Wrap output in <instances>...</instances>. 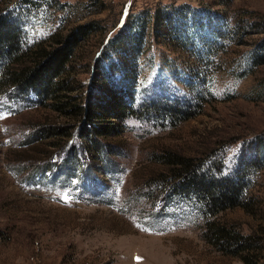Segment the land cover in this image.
Wrapping results in <instances>:
<instances>
[{"label": "rangeland", "instance_id": "obj_1", "mask_svg": "<svg viewBox=\"0 0 264 264\" xmlns=\"http://www.w3.org/2000/svg\"><path fill=\"white\" fill-rule=\"evenodd\" d=\"M1 10L20 49L0 62V264H244L207 238L209 221L259 238L264 264V0H0ZM81 25L67 71L75 102L112 92L131 109L155 97L195 114L129 112L101 153L80 143L79 125L42 133H69L75 119L4 78L29 47ZM176 154L210 174L254 165L245 207L210 216L173 194ZM51 166L57 176L43 178Z\"/></svg>", "mask_w": 264, "mask_h": 264}, {"label": "trees", "instance_id": "obj_2", "mask_svg": "<svg viewBox=\"0 0 264 264\" xmlns=\"http://www.w3.org/2000/svg\"><path fill=\"white\" fill-rule=\"evenodd\" d=\"M10 17L9 14L0 11V62L13 51L20 49L19 33ZM88 32V25L76 26L53 43L42 42L29 47L23 59L20 58L17 61L18 66L7 72L4 78L3 84L10 83L17 85L19 89H30L41 101H47L45 105L49 108L65 114V118L69 121L75 119L70 124L71 132L69 130V133L65 132L64 127L59 126L45 129L41 131L42 133H48L51 129V136L61 133V135L69 136L79 125L80 129L77 131L81 136L80 143L93 153H101L103 148L108 146L109 137L117 129V121L129 112L138 118L147 117L152 120L169 117L174 123L195 114L190 106L181 105L177 100L169 102L162 98H151L141 102L138 108L131 109L112 92L102 99L93 98L85 104H83L84 101L75 102L78 94H72L74 89L67 73L68 64L76 50L79 38ZM58 131L61 132L58 133ZM71 151L67 152L66 156L71 154L69 158L72 160L74 152ZM257 153L258 160L263 161L264 145L262 143ZM64 159L65 156L59 163L68 160ZM171 159L170 163L175 166L170 169V173H175L176 177L171 184V191L175 195L196 201L203 214L213 216L228 208L245 207L243 194L247 188L248 174L254 165H249L243 172L239 171L231 176L213 174L212 171L211 174L210 171L204 172L205 166H201L203 163L201 160L181 154H176ZM48 163L44 166L47 167ZM68 164L70 161L66 165ZM208 225L207 238L218 250L240 257L244 264H261V257L257 255L261 248L259 238L251 234L244 235L239 230L214 221H209Z\"/></svg>", "mask_w": 264, "mask_h": 264}]
</instances>
